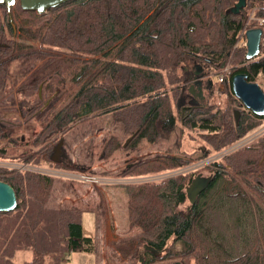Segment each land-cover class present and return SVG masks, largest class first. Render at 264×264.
<instances>
[{
  "label": "trees",
  "instance_id": "obj_1",
  "mask_svg": "<svg viewBox=\"0 0 264 264\" xmlns=\"http://www.w3.org/2000/svg\"><path fill=\"white\" fill-rule=\"evenodd\" d=\"M237 1L72 0L41 16L23 12L18 3L10 13L0 5L1 161L64 167L51 161L55 146L62 141L65 155L66 139L74 129L106 117L119 127L123 140L116 135L103 139L99 161L140 151L144 144L165 151L143 156L127 170L109 176L142 179L185 171L159 181L122 185L127 196L126 226L137 232L112 244L120 255L119 264L175 260L179 264H264L261 250L225 262L208 260L197 233L203 212L196 202L189 203L186 193L197 173L205 170L210 182L197 198L223 181L238 189L243 201L250 194L264 204V135L241 144L264 125V117L246 110L230 84L241 73L248 82L260 80L264 85L262 49L247 61L246 49L236 47L244 27H257L248 18L253 9L254 17L264 15V0H246L239 14L226 13ZM12 17L22 23L17 29ZM227 65L231 74L223 105L179 104L190 78L199 79L203 71L218 77ZM7 96L11 111L40 128L30 142L14 137L21 125L4 116L9 111ZM102 131L108 134L106 128ZM10 145L21 151L16 153ZM23 145L37 150L28 154ZM194 166L199 169L193 171ZM57 180L28 169L0 168V181L14 190L17 199L15 211L0 213V264H15L20 251L32 253L23 264H65L75 251L98 253L101 233L82 235V214L87 210L70 199L60 206L53 204L51 191ZM65 184L56 189L58 194L73 198L71 183ZM178 242L183 248L176 253ZM216 246L223 251L221 244Z\"/></svg>",
  "mask_w": 264,
  "mask_h": 264
},
{
  "label": "rangeland",
  "instance_id": "obj_2",
  "mask_svg": "<svg viewBox=\"0 0 264 264\" xmlns=\"http://www.w3.org/2000/svg\"><path fill=\"white\" fill-rule=\"evenodd\" d=\"M12 23H14L16 29L17 26L22 24L14 17H12ZM15 40H18V38L15 37ZM25 44L30 43L25 42ZM202 73L206 74L205 71ZM201 79L202 86H205L204 81L207 78L204 77ZM211 81H213L214 85H217V76H212ZM257 84L264 90V85L260 80H258ZM227 85L228 82L224 81L221 85H217V87L214 86V89H211V93L207 88L203 89L201 87L202 94L201 97H199L197 82L193 84L188 83L185 85L184 94L179 104L190 102L194 105H201L204 108L215 107V105L221 106L224 104V90L227 88ZM190 89L194 91V93H192L193 95L190 93ZM6 107H8L9 111L6 112L4 116L10 123H19L21 125L19 130L16 129L14 137L20 140L23 139L25 142H30L39 132V126L36 123H26L23 117L11 111L13 105L10 102L9 96L6 97ZM103 128H106V131H108L107 135L104 134L105 132L103 131V133L100 132ZM262 128L264 131V125H262L253 133ZM253 133L247 135L242 140L241 144H250L262 135L260 134L253 137ZM111 135L119 136L123 140L119 127H115L114 124L112 125L106 117L93 120L87 124H80L66 139V144L64 146L66 156L61 153L60 157H58V160L61 161L64 167L58 166L51 168L47 165L32 167L30 165L25 166L0 160V168L6 167L7 169L17 170L28 169V171H36L58 177L59 180H57L56 186L54 185L51 191V194L55 195L53 197V204L60 206L66 202V199H70L73 203H78L87 210V212H83L82 214V235L84 237H94L97 232H99V234L101 233L102 242L100 239L97 243L98 253L96 251L92 253L75 251L71 253L70 260L65 264H119L120 255L113 250L112 244L119 242L123 238H129L134 232H137V229L134 228L129 230L126 226L125 208L127 196L125 195V190L122 185L159 181L169 176H177L185 172L181 170L142 179L128 178L126 176L114 179L109 176V174L114 171L121 172L127 170V167H130L138 159L144 158L143 156L163 153L165 151L163 148L159 150L150 149V146L144 144L140 151H135L136 153H118L117 156L110 160L105 162L99 161L100 142ZM55 139L56 137L50 138V141H54ZM184 143V148H188L186 140H184ZM3 145L8 147V144H5V142L1 143V146ZM9 147L16 153L21 151V147L15 148L12 145ZM61 149H63V145ZM22 150L29 154L34 153L37 149L31 145H23ZM173 152L177 153L176 150ZM208 163L209 162H206L204 164ZM204 164L200 165L203 166ZM88 165L92 167L90 170L86 169ZM71 168H79V170L74 172L72 171L74 169ZM198 169L199 166H194L192 170L196 171ZM81 171H86V173L82 175ZM204 171L205 170H200L197 174H200L199 176L202 178L209 179L207 177V172ZM92 173L102 176H97L100 178L91 177L93 175ZM86 178H93L95 182H87L85 181ZM65 182L71 183L70 194H72L71 196H73V198L67 195L63 196L61 193L58 194L56 189H58L60 185H67ZM188 187H190V185ZM62 188L64 187H61V189ZM237 190L238 189H232L230 185H227L223 181H219L214 188L206 191L202 197H196L195 202L203 212L201 228H197V233L201 238L200 244L203 249V255L208 260L215 257L218 261L225 262L228 258H237L248 252L257 250L264 251V222L261 221L262 219L260 218L255 203L259 207L260 212H262L263 217L264 204L258 199L253 198L250 194L247 195L249 200L247 202L243 201L237 195ZM242 190H244L243 187ZM251 200L253 202H251ZM217 244L223 246V251L217 248ZM182 248L183 246L178 242L175 244L174 252L178 253ZM31 258V252L20 251L16 254L14 263L23 264L31 260ZM175 261H169L165 264H178Z\"/></svg>",
  "mask_w": 264,
  "mask_h": 264
},
{
  "label": "water",
  "instance_id": "obj_3",
  "mask_svg": "<svg viewBox=\"0 0 264 264\" xmlns=\"http://www.w3.org/2000/svg\"><path fill=\"white\" fill-rule=\"evenodd\" d=\"M72 0H0V5L5 6L8 13L18 3L19 8L23 12H33L37 16L46 14L49 10L54 9L64 3ZM246 0H238L236 4L231 7L226 13L237 15L245 9ZM261 29H249L246 32V55L247 61L255 59L260 53V42H261ZM223 68V67H222ZM201 75L197 80L201 78H208L209 84L213 85L209 76ZM232 94L238 99L246 110L251 112L257 117H264V92L257 83H251L247 81L246 75L235 74L230 81ZM198 94L201 97L202 84L197 82ZM40 93V90H39ZM192 93L194 91L192 90ZM63 143L60 141L54 148L51 155V161L53 163H60L58 160L61 153H63L61 147ZM64 154V153H63ZM210 179L202 178L201 176L196 177L190 184V187L186 188L187 199L190 204L195 202L196 196L200 194L209 184ZM17 199L14 190L8 185L0 181V213H12L16 210ZM179 264V263H178Z\"/></svg>",
  "mask_w": 264,
  "mask_h": 264
},
{
  "label": "built area",
  "instance_id": "obj_4",
  "mask_svg": "<svg viewBox=\"0 0 264 264\" xmlns=\"http://www.w3.org/2000/svg\"><path fill=\"white\" fill-rule=\"evenodd\" d=\"M254 10L256 9H253L252 13H250V16L248 18V20H254L257 24V27L254 28V29H261L262 30V35H261V42H260V48L262 49V57H264V15L263 16H260V17H254ZM249 29L247 27H244L238 37H237V42H236V47H244L246 49V32L248 31ZM260 54V53H259ZM220 75H218L217 77V85H221L222 83L227 82L228 79H229V76H230V69L228 66H224L223 68L220 69ZM217 85H215V87H217ZM263 128L256 131L255 133H253V137L255 136H258L260 134L264 135L263 134ZM260 135V136H262ZM259 136V137H260ZM258 137V138H259ZM81 177H85V176H81ZM87 182H95V180L93 178H86Z\"/></svg>",
  "mask_w": 264,
  "mask_h": 264
},
{
  "label": "flooded vegetation",
  "instance_id": "obj_5",
  "mask_svg": "<svg viewBox=\"0 0 264 264\" xmlns=\"http://www.w3.org/2000/svg\"><path fill=\"white\" fill-rule=\"evenodd\" d=\"M201 80H202V79L197 80V82L199 83V82H201ZM210 80H211V77H210ZM204 82H205V86H202V88H203V89H206V88H207V90H210V93H211L212 85L209 84V82H210L209 79L207 78ZM188 83H192V84L195 83V79L190 78V79L186 82V84H188ZM201 84H202V83H201ZM202 88H201V89H202ZM189 91H190V93L192 94V89H190ZM192 95H193V94H192Z\"/></svg>",
  "mask_w": 264,
  "mask_h": 264
},
{
  "label": "crops",
  "instance_id": "obj_6",
  "mask_svg": "<svg viewBox=\"0 0 264 264\" xmlns=\"http://www.w3.org/2000/svg\"><path fill=\"white\" fill-rule=\"evenodd\" d=\"M102 230V229H101ZM101 242H102V239H101Z\"/></svg>",
  "mask_w": 264,
  "mask_h": 264
}]
</instances>
